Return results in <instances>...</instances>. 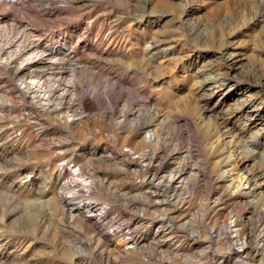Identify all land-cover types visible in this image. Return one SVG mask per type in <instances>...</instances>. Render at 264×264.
I'll use <instances>...</instances> for the list:
<instances>
[{"label":"rangeland","instance_id":"374dc122","mask_svg":"<svg viewBox=\"0 0 264 264\" xmlns=\"http://www.w3.org/2000/svg\"><path fill=\"white\" fill-rule=\"evenodd\" d=\"M0 264H264V0H0Z\"/></svg>","mask_w":264,"mask_h":264},{"label":"bare ground","instance_id":"6f19581e","mask_svg":"<svg viewBox=\"0 0 264 264\" xmlns=\"http://www.w3.org/2000/svg\"><path fill=\"white\" fill-rule=\"evenodd\" d=\"M36 49V48H35ZM31 51V50H30ZM21 70H19L20 72H22L24 69H26V67H24V68H20ZM18 73V72H17ZM23 74V73H22ZM23 85V84H22ZM22 85H20L21 86V88H20V90L21 89H23V86ZM221 86V85H220ZM25 88V87H24ZM26 88H27V86H26ZM44 93V92H43ZM73 93H75V92H73ZM40 95V94H39ZM41 97H37V99H36V101H34L38 106H41L43 109H48V107H47V103L45 104L43 101H45V100H42V99H40ZM46 102V101H45ZM30 112H33V109H30L29 110ZM147 138H148V140H149V142H152L153 140H154V138H155V133L154 132H150L148 135H147ZM133 150L132 149H130V153L132 152ZM178 174V173H177ZM177 184V186L176 187H185L186 186V180H184V178H180L179 176L178 177H176L174 174H170V175H167V176H163L162 178H161V180L156 184V187L158 188L157 190H156V192L153 194V196H155V197H158V192L160 191V190H164L165 188H171V187H173L174 186V184ZM247 187V186H246ZM249 188V187H248ZM87 190V189H86ZM252 190V189H251ZM88 192V191H87ZM113 193H115L116 194V191L115 190H113L112 191ZM155 201L157 202V203H159L160 205H162L163 203H164V201L165 202H168V199H165V200H160V199H158V198H155ZM79 208H82V209H85L84 211L88 214V215H90V216H92V215H94V213H95V215L97 216V218H98V221L100 222V221H103L105 218H106V215L108 214V207L106 206V205H101V206H97V205H85V204H79ZM106 220V219H105ZM112 220V219H111ZM102 223V222H101ZM118 233H119V231H117ZM160 231L159 230H157L156 231V234L157 233H159ZM158 235V234H157ZM155 239V238H154ZM141 240V239H140ZM140 240L139 239H137V240H135L133 243H132V247H135V248H137V247H140L139 249H141V250H143V247L142 246H140ZM166 244H169V245H172L171 244V241H170V239H166ZM244 246H245V243H243L240 247H239V249L241 250V249H243L244 248ZM181 248V247H180ZM238 248V247H237Z\"/></svg>","mask_w":264,"mask_h":264}]
</instances>
